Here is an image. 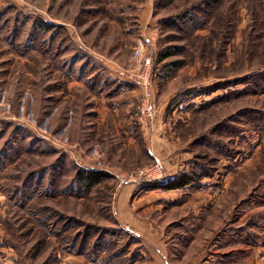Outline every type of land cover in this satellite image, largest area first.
Here are the masks:
<instances>
[{"label": "rangeland", "instance_id": "374dc122", "mask_svg": "<svg viewBox=\"0 0 264 264\" xmlns=\"http://www.w3.org/2000/svg\"><path fill=\"white\" fill-rule=\"evenodd\" d=\"M0 264H264V0H0Z\"/></svg>", "mask_w": 264, "mask_h": 264}, {"label": "trees", "instance_id": "16d2710c", "mask_svg": "<svg viewBox=\"0 0 264 264\" xmlns=\"http://www.w3.org/2000/svg\"><path fill=\"white\" fill-rule=\"evenodd\" d=\"M170 56L169 52H166L162 55L161 60H165ZM78 179L81 183V185L87 189L90 190L93 187L99 185L103 179V174L96 171H85L81 170L78 172ZM190 180L186 177V175L181 176L177 181H173L171 184L164 183V184H158L157 188H167V189H178L183 188L189 185Z\"/></svg>", "mask_w": 264, "mask_h": 264}, {"label": "built area", "instance_id": "2783aa9c", "mask_svg": "<svg viewBox=\"0 0 264 264\" xmlns=\"http://www.w3.org/2000/svg\"><path fill=\"white\" fill-rule=\"evenodd\" d=\"M145 40H141L139 43V47L136 50V57L139 58V60L143 58L144 55L147 54V50L145 47ZM145 57V56H144ZM150 63H151V58H147L146 60L142 61V63H140L141 67L144 68H150ZM141 119L143 118L144 122L146 123L148 119L152 120V109L150 108V106H148L145 102L142 105V112H141ZM157 168L159 167V163L156 166Z\"/></svg>", "mask_w": 264, "mask_h": 264}]
</instances>
